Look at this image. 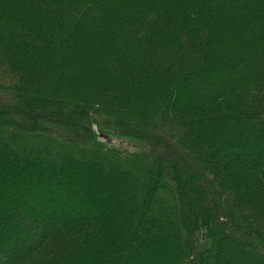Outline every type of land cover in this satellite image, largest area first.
<instances>
[{
    "label": "trees",
    "instance_id": "trees-1",
    "mask_svg": "<svg viewBox=\"0 0 264 264\" xmlns=\"http://www.w3.org/2000/svg\"><path fill=\"white\" fill-rule=\"evenodd\" d=\"M0 79V264H264V0H0Z\"/></svg>",
    "mask_w": 264,
    "mask_h": 264
},
{
    "label": "rangeland",
    "instance_id": "rangeland-1",
    "mask_svg": "<svg viewBox=\"0 0 264 264\" xmlns=\"http://www.w3.org/2000/svg\"><path fill=\"white\" fill-rule=\"evenodd\" d=\"M3 82L5 83V80H3V79H0V84H3ZM112 143H114V144H117L118 143V141H116V140H114V139H112Z\"/></svg>",
    "mask_w": 264,
    "mask_h": 264
},
{
    "label": "water",
    "instance_id": "water-1",
    "mask_svg": "<svg viewBox=\"0 0 264 264\" xmlns=\"http://www.w3.org/2000/svg\"><path fill=\"white\" fill-rule=\"evenodd\" d=\"M99 138L101 139V140H107V138L104 136V135H99ZM109 140V139H108Z\"/></svg>",
    "mask_w": 264,
    "mask_h": 264
}]
</instances>
